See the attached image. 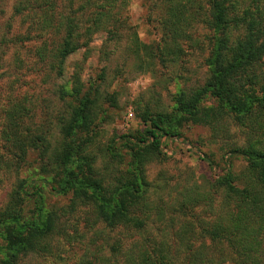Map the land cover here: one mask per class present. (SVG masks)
Returning a JSON list of instances; mask_svg holds the SVG:
<instances>
[{
  "label": "trees",
  "instance_id": "1",
  "mask_svg": "<svg viewBox=\"0 0 264 264\" xmlns=\"http://www.w3.org/2000/svg\"><path fill=\"white\" fill-rule=\"evenodd\" d=\"M203 1L209 8L206 24L214 34L205 82L177 91L169 112L142 110L140 129L117 139L121 149L113 139L99 156L94 152L98 90L93 82L85 86L81 81L80 67L73 70L71 87L58 90L61 98H71L74 104L55 117L57 140L51 142L53 134L47 128L33 136L18 132L24 107L7 113L5 146L14 166L25 163L30 150L36 151V158L33 173L17 180L0 209V264H21L50 253L53 237L61 231L60 218L77 207L86 208L107 228H121L136 237L122 254L117 245L110 247L122 264H180L179 258L181 264H264V0H161L160 37L155 45L138 39L121 0H70L59 20L53 12H42L23 35L1 42L23 44L32 37L42 38L37 57L61 77L67 57L87 48L93 35L102 32L104 61L110 56L104 49L124 40L126 59L131 57L138 68L155 72V60L164 66L182 53L179 45L191 39ZM33 5L41 9L36 0H21L13 14ZM32 29L38 34L30 35ZM59 32L57 46L48 51L45 40ZM227 122L246 128L250 137L241 146L225 142L226 168L209 183L220 197L214 221L196 222L192 213L199 204L210 203L213 194L189 188L172 208L176 224L170 217L169 224L152 236L147 230L152 208L145 165L164 157L162 140L170 138L212 168L207 156L180 139L181 129L201 126L212 138H219L227 135ZM232 159L243 160L245 166L234 171ZM47 190L69 196L66 208L49 207Z\"/></svg>",
  "mask_w": 264,
  "mask_h": 264
},
{
  "label": "rangeland",
  "instance_id": "2",
  "mask_svg": "<svg viewBox=\"0 0 264 264\" xmlns=\"http://www.w3.org/2000/svg\"><path fill=\"white\" fill-rule=\"evenodd\" d=\"M19 1L21 0H0V53H3L0 54V209L5 206L17 180L30 176L35 167L36 151H28L25 163L19 167L14 166L10 154L6 152L5 132L9 122L7 113L13 107H24L18 132L33 136L47 128L53 134L51 142L57 140L55 117L69 111L68 107L74 104L71 98H61L58 90L62 86L66 89L71 87L73 70L80 67L81 81L85 86L93 82L98 90V129L93 150L99 156L100 150L112 144L113 139V145L121 149V141L117 139L123 135H133L140 129L142 124L138 115L142 110L149 108L169 112L177 91H189L203 85L209 73L206 59L214 37L213 31L206 24L209 8L203 1L199 10L201 19L193 27L191 39L179 45L182 53L172 57V61L164 66L155 60V72L138 68L131 57L126 59L123 53L126 44L124 40L104 49L110 55L108 62L104 61L100 49L104 36L99 32L93 35L87 48L78 49L67 57L64 73L57 77L37 57L36 52L42 45V38L32 37L23 44L9 41L8 44H3L1 40L23 35L30 24H37L42 12H53L56 20H59L70 0H36L41 6L40 10L33 5L32 9L14 15L13 8ZM121 1L124 14L128 16L138 39L147 45H155L160 37L161 0ZM119 3L120 1L116 2V6ZM34 30L30 31V35L38 34V30ZM59 38L60 32L47 37L44 43L48 51L57 46ZM82 41L81 38L80 42ZM128 111L132 113V118L126 126ZM226 125L227 135L219 138H212L210 131L201 126L186 125L181 129L180 139L207 156L213 162L212 168L196 152L188 150L180 141L172 143L170 138L162 140L166 152L164 157L145 165L148 202L152 208L147 230L152 236L158 228L169 224L170 217L173 218L171 224H176L177 218L174 217L172 208L180 199L181 193L189 188L213 194L210 203L199 204L192 213L196 222L214 221L216 212L220 210V197L219 193H214L209 187V183L226 168L222 159L225 142L241 146L250 137L246 128L231 122ZM231 161L234 171L245 166L241 159ZM98 167L102 168L100 161ZM45 197L49 207L66 208L69 204V196L55 195L49 190L45 192ZM60 228V233L53 237L50 253L26 259L21 264H122L119 255L116 256L110 247L117 245L116 249L122 254L125 247L136 240V237L129 236L124 229L111 230L95 221L88 210L81 207L62 216ZM177 262L181 264V259Z\"/></svg>",
  "mask_w": 264,
  "mask_h": 264
},
{
  "label": "built area",
  "instance_id": "3",
  "mask_svg": "<svg viewBox=\"0 0 264 264\" xmlns=\"http://www.w3.org/2000/svg\"><path fill=\"white\" fill-rule=\"evenodd\" d=\"M132 118V113L130 111L127 112V116H126V122L125 125H128V121H130Z\"/></svg>",
  "mask_w": 264,
  "mask_h": 264
}]
</instances>
